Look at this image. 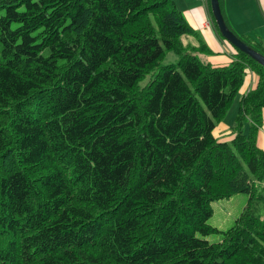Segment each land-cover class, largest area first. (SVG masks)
Wrapping results in <instances>:
<instances>
[{
  "label": "trees",
  "instance_id": "1",
  "mask_svg": "<svg viewBox=\"0 0 264 264\" xmlns=\"http://www.w3.org/2000/svg\"><path fill=\"white\" fill-rule=\"evenodd\" d=\"M192 32L172 0H0V264H264V67L203 64Z\"/></svg>",
  "mask_w": 264,
  "mask_h": 264
},
{
  "label": "crops",
  "instance_id": "2",
  "mask_svg": "<svg viewBox=\"0 0 264 264\" xmlns=\"http://www.w3.org/2000/svg\"><path fill=\"white\" fill-rule=\"evenodd\" d=\"M175 6L182 12L187 23L192 27V33L182 34L180 37L183 46L188 48L191 54L203 64L212 66H223L229 64L237 52L218 31L210 10L209 0H172ZM221 11L228 27L240 38L250 44H258L264 49V0H220ZM258 81V76L250 69H247L244 81L240 87V98L253 89ZM238 91V92H239ZM238 111V108H237ZM237 113V112H236ZM262 123L258 128L256 144L264 150V108H262ZM236 116V115H235ZM235 120V118H234ZM222 124V121L218 124ZM234 121L229 125L215 126L213 134L215 137H223L225 133L231 140L234 136L232 127ZM247 196L236 194L227 199L213 201V214L209 218L210 225L219 230H226L235 221L236 217L245 206ZM206 239L219 241L221 235L213 238L206 236ZM210 241V240H209Z\"/></svg>",
  "mask_w": 264,
  "mask_h": 264
},
{
  "label": "water",
  "instance_id": "3",
  "mask_svg": "<svg viewBox=\"0 0 264 264\" xmlns=\"http://www.w3.org/2000/svg\"><path fill=\"white\" fill-rule=\"evenodd\" d=\"M209 1L211 14L219 33L236 49L247 54L249 57L264 67V54L251 47L228 27L221 12L219 0Z\"/></svg>",
  "mask_w": 264,
  "mask_h": 264
},
{
  "label": "rangeland",
  "instance_id": "4",
  "mask_svg": "<svg viewBox=\"0 0 264 264\" xmlns=\"http://www.w3.org/2000/svg\"><path fill=\"white\" fill-rule=\"evenodd\" d=\"M177 61H178V55L173 50H168L166 52L165 57L163 58V60L161 61L160 64L161 65H167V64L176 63ZM153 77H154V71L148 73L143 79H141L139 81V85H141V86L146 85L148 83V81L150 79H152ZM239 94H240V91L238 92L237 97H239ZM237 108H238V102L237 101H234L233 104H232V106L228 110V112H227L224 120L222 121V124L221 123L220 124L217 123L216 125L219 126V125H229V124H232L233 121H235L234 118H235V115H236V112H237ZM224 139H228L227 133H225L223 137H219V140H224ZM263 208H264V205L263 204H259L258 207H257V209H256V212H259V213L262 212ZM197 236L206 239V236L203 237L200 234H197ZM208 236H209V238H213V237L217 236V234H210ZM206 240H208V239H206ZM209 240L211 242H215L212 239H209Z\"/></svg>",
  "mask_w": 264,
  "mask_h": 264
},
{
  "label": "bare ground",
  "instance_id": "5",
  "mask_svg": "<svg viewBox=\"0 0 264 264\" xmlns=\"http://www.w3.org/2000/svg\"><path fill=\"white\" fill-rule=\"evenodd\" d=\"M97 214V213H96ZM156 215V214H155ZM143 225V224H142ZM158 236V235H157ZM177 258V257H176Z\"/></svg>",
  "mask_w": 264,
  "mask_h": 264
}]
</instances>
